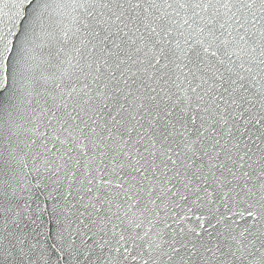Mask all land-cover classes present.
Here are the masks:
<instances>
[{
	"label": "snow or ice",
	"instance_id": "1",
	"mask_svg": "<svg viewBox=\"0 0 264 264\" xmlns=\"http://www.w3.org/2000/svg\"><path fill=\"white\" fill-rule=\"evenodd\" d=\"M0 264H264V0H0Z\"/></svg>",
	"mask_w": 264,
	"mask_h": 264
}]
</instances>
